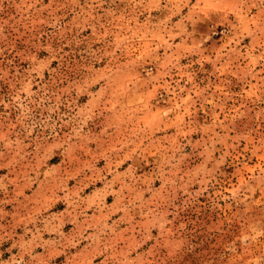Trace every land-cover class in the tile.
I'll use <instances>...</instances> for the list:
<instances>
[{
  "label": "rangeland",
  "instance_id": "374dc122",
  "mask_svg": "<svg viewBox=\"0 0 264 264\" xmlns=\"http://www.w3.org/2000/svg\"><path fill=\"white\" fill-rule=\"evenodd\" d=\"M0 264H264V0H0Z\"/></svg>",
  "mask_w": 264,
  "mask_h": 264
}]
</instances>
